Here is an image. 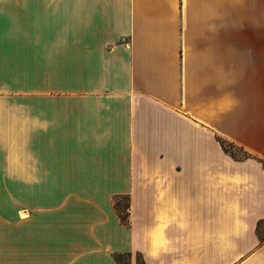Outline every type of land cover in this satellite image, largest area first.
Returning <instances> with one entry per match:
<instances>
[{"label": "crops", "instance_id": "1", "mask_svg": "<svg viewBox=\"0 0 264 264\" xmlns=\"http://www.w3.org/2000/svg\"><path fill=\"white\" fill-rule=\"evenodd\" d=\"M262 162L264 0H0V264H264Z\"/></svg>", "mask_w": 264, "mask_h": 264}, {"label": "trees", "instance_id": "2", "mask_svg": "<svg viewBox=\"0 0 264 264\" xmlns=\"http://www.w3.org/2000/svg\"><path fill=\"white\" fill-rule=\"evenodd\" d=\"M219 141H220L223 149L227 153H230L231 155H232V153H231V151H229L228 147L229 148L234 147L235 149H237L235 146H233L231 144L229 145L227 142H225L223 140H219ZM227 145H228V147H227ZM240 151L242 152V150H240ZM243 154L247 158H250L247 154H245V153H243ZM262 163H264V162H262ZM115 205H116V208H117V210L119 212V216H120L122 222L123 223H126L127 222V219H128V205L122 206V204L120 202H118V201L116 202ZM261 223H262V221L258 224V226L256 228V234H257V236L259 238L260 243L263 244L264 243V235L261 233V230H260V227H259Z\"/></svg>", "mask_w": 264, "mask_h": 264}, {"label": "rangeland", "instance_id": "3", "mask_svg": "<svg viewBox=\"0 0 264 264\" xmlns=\"http://www.w3.org/2000/svg\"><path fill=\"white\" fill-rule=\"evenodd\" d=\"M229 144V143H228ZM230 145V144H229ZM222 146V145H221ZM227 147H228V145H227ZM223 148V147H222ZM228 149H229V151H231V153H232V155L230 154V153H227L225 150V153L226 154H228L229 156H231L235 161H243V160H247V159H250V158H247L244 154H243V152H241L238 148L237 149H235L234 147H231V148H229L228 147ZM263 164V168H264V163H262ZM121 202V204H122V206H125V205H127V200H121L120 201ZM262 221V223L260 224V230H261V233L264 235V218L263 219H261L259 222H258V224L260 223ZM258 224H257V226H258ZM257 228V227H256ZM258 237V236H257ZM259 239V238H258Z\"/></svg>", "mask_w": 264, "mask_h": 264}]
</instances>
